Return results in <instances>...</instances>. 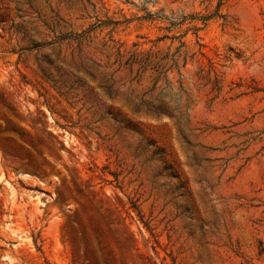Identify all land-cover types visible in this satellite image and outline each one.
<instances>
[{"label":"rangeland","instance_id":"374dc122","mask_svg":"<svg viewBox=\"0 0 264 264\" xmlns=\"http://www.w3.org/2000/svg\"><path fill=\"white\" fill-rule=\"evenodd\" d=\"M218 3L0 0V264H264V0Z\"/></svg>","mask_w":264,"mask_h":264},{"label":"trees","instance_id":"16d2710c","mask_svg":"<svg viewBox=\"0 0 264 264\" xmlns=\"http://www.w3.org/2000/svg\"><path fill=\"white\" fill-rule=\"evenodd\" d=\"M218 4L220 6L222 0H219ZM147 16L150 17L151 14ZM172 23L175 25L174 22ZM170 38L174 39L177 36L172 35ZM182 47H185L183 41L174 49L168 46L160 53L157 50L148 49L141 53L140 58H134L133 62L139 64L142 70H149L153 74L151 85L146 91L140 93L135 104L139 113L155 117L166 115L178 121L183 119L184 110L189 108L191 102L181 77L182 69L186 68L188 59H192L194 53L189 54ZM200 78L199 74L198 79ZM175 85L178 86V97H173L172 88ZM213 89H220L217 80L213 81Z\"/></svg>","mask_w":264,"mask_h":264}]
</instances>
